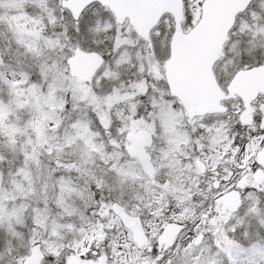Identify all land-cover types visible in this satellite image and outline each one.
Segmentation results:
<instances>
[{
    "label": "snow or ice",
    "instance_id": "1",
    "mask_svg": "<svg viewBox=\"0 0 264 264\" xmlns=\"http://www.w3.org/2000/svg\"><path fill=\"white\" fill-rule=\"evenodd\" d=\"M0 264H264V0H0Z\"/></svg>",
    "mask_w": 264,
    "mask_h": 264
}]
</instances>
